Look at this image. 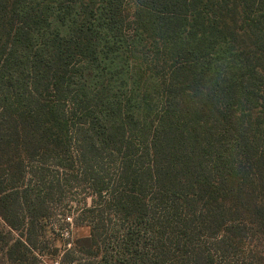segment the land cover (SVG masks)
I'll use <instances>...</instances> for the list:
<instances>
[{"label": "trees", "instance_id": "obj_1", "mask_svg": "<svg viewBox=\"0 0 264 264\" xmlns=\"http://www.w3.org/2000/svg\"><path fill=\"white\" fill-rule=\"evenodd\" d=\"M64 189L50 264H264V0H0V264Z\"/></svg>", "mask_w": 264, "mask_h": 264}, {"label": "rangeland", "instance_id": "obj_2", "mask_svg": "<svg viewBox=\"0 0 264 264\" xmlns=\"http://www.w3.org/2000/svg\"><path fill=\"white\" fill-rule=\"evenodd\" d=\"M84 205L86 207L92 206L90 195L82 194L79 190L75 189L69 191L64 189L59 197L54 198L53 203L50 205V209L52 210L51 216L39 221L37 224L38 229L36 231V236L32 240L34 243L32 252L36 254L40 263L50 264L53 259H58V256L62 255L67 242L70 243L67 247H70L72 246L73 240L81 239L89 235L91 226H77L72 220L82 213L80 211ZM67 217H69V219H66ZM3 226L5 230L11 229L14 237H21L20 239H23L25 235L24 225L23 228L15 225V229L7 225ZM107 240H115V236L108 235ZM247 242H243L242 248H240L242 251L240 257H238L239 264H249L250 257H259V248L254 247V245H256L255 242L250 245ZM112 250L113 247L107 244V254ZM102 254L103 253H100L98 255L97 260H88L83 256H79L77 253H72V256L74 255L79 258L73 264H91V262H93V264H98V261H102V259H100ZM251 264L262 263L253 259Z\"/></svg>", "mask_w": 264, "mask_h": 264}]
</instances>
